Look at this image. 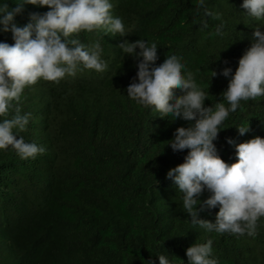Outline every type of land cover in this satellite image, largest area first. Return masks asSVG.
Returning <instances> with one entry per match:
<instances>
[{
    "label": "trees",
    "instance_id": "16d2710c",
    "mask_svg": "<svg viewBox=\"0 0 264 264\" xmlns=\"http://www.w3.org/2000/svg\"><path fill=\"white\" fill-rule=\"evenodd\" d=\"M5 2L15 6V0ZM111 2L125 35L73 34L86 46L100 44L106 69L81 70L58 83L38 79L21 94V114L31 116L23 131H13L45 151L22 160L12 150H0V264H145L149 258L159 264L160 253L172 264H187L185 249L209 238L218 264H264V217L257 219L253 235L237 236L207 232L182 211V194L165 173L183 162L188 149L173 152L167 143L177 127L191 122L170 120L129 100L125 89L141 58L134 60L119 47L125 40L155 41V65L175 54L182 73H192L208 95L205 106H211L226 103L221 93L227 78L220 69L235 71L253 28L262 22L245 15L242 0ZM205 8L219 18L205 16ZM47 10L25 4L14 21L23 26L28 13ZM221 20L223 37L214 34ZM0 42L11 45V32L0 31ZM211 70L217 75L211 77ZM241 105L214 141L229 164L237 159L236 143L264 138V96ZM246 122L250 131L240 135L235 126ZM209 195L205 189L198 200ZM217 211L218 206H205L198 217L214 221Z\"/></svg>",
    "mask_w": 264,
    "mask_h": 264
},
{
    "label": "clouds",
    "instance_id": "9594fccd",
    "mask_svg": "<svg viewBox=\"0 0 264 264\" xmlns=\"http://www.w3.org/2000/svg\"><path fill=\"white\" fill-rule=\"evenodd\" d=\"M25 4L47 6L48 10L28 13L27 22L18 26L14 17L22 13ZM202 4L203 0H198V5ZM240 7L246 16L262 23L253 28L250 47L238 59L235 71L231 67L220 69L219 74L227 78V87L221 93L226 103L205 106L208 95L191 72L182 73L183 65L175 54L166 55L162 63L155 65V41L137 39L119 44L123 54L134 60L141 58L136 63L135 77L125 89L129 100L170 120L191 122L187 127H177L167 143L173 152L188 149L183 162L165 173L182 194V211L193 225L207 232L237 236L253 235L257 219L264 217V138L257 135L236 143L237 159L230 164L220 158L214 144L229 114L242 108L241 101L264 96V0H242ZM112 8L111 0H15L14 7L5 0L0 3V31H10L14 41L11 45L0 42V117L13 112L10 118L0 119V150H12L22 160L34 159L45 151L42 145L25 141L23 136L17 138L16 132L25 129L31 116L21 114V94L38 79L58 83L81 70L103 72L107 63L100 44L86 46L73 34L102 30L113 36L125 35V25L112 14ZM204 13L219 18V13L207 8ZM202 22L207 27L206 21ZM223 28L221 20L214 34L223 37ZM211 73V77L217 75L215 70ZM235 127L240 135L250 131L248 122ZM227 142L234 143L230 138ZM205 189L210 195L201 202L198 197ZM205 206H218L214 221L198 217ZM212 243L209 238L187 247V264H218L212 256ZM155 255L159 264H172L165 254ZM144 262L154 264L151 258Z\"/></svg>",
    "mask_w": 264,
    "mask_h": 264
}]
</instances>
